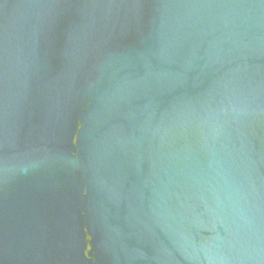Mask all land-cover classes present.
<instances>
[{
  "label": "water",
  "instance_id": "1",
  "mask_svg": "<svg viewBox=\"0 0 264 264\" xmlns=\"http://www.w3.org/2000/svg\"><path fill=\"white\" fill-rule=\"evenodd\" d=\"M0 264H264V0H0Z\"/></svg>",
  "mask_w": 264,
  "mask_h": 264
}]
</instances>
